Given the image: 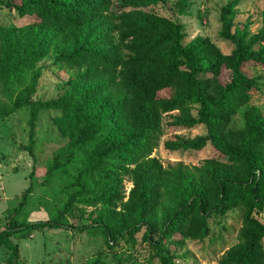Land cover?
Instances as JSON below:
<instances>
[{
  "label": "trees",
  "instance_id": "trees-1",
  "mask_svg": "<svg viewBox=\"0 0 264 264\" xmlns=\"http://www.w3.org/2000/svg\"><path fill=\"white\" fill-rule=\"evenodd\" d=\"M244 1L226 0L219 9L217 36L231 44L227 54L207 37L185 43L179 21L150 11L166 0L4 4L18 18L35 20L20 27L0 25V90L6 99L0 119L26 109L22 150L33 158L38 114L56 113L52 123L64 142L48 161L42 184L67 180L70 190L45 220L24 216L30 185L4 211V264H18L12 238L26 240L31 232L52 229L101 237L113 264H135L130 247L141 231L146 263L179 264L185 255L176 251L207 238L210 224L236 207L241 212L235 243L215 264H264V222L254 216L264 209V109L249 104L263 77L243 71L250 63L264 73V12L259 29L250 33L248 18L235 21ZM190 4L175 0L173 10L184 16ZM48 56L69 74L56 97L33 100L38 64ZM164 91L167 96L158 97ZM237 112L241 127L229 128ZM200 125L203 135L173 136L163 148L197 152L210 145L219 157L197 166L163 167L151 156L163 128ZM124 181L130 184L126 195ZM83 217L86 222H69ZM85 264L103 262L98 254Z\"/></svg>",
  "mask_w": 264,
  "mask_h": 264
},
{
  "label": "rangeland",
  "instance_id": "rangeland-1",
  "mask_svg": "<svg viewBox=\"0 0 264 264\" xmlns=\"http://www.w3.org/2000/svg\"><path fill=\"white\" fill-rule=\"evenodd\" d=\"M8 1L18 0H0V25L20 27L35 20L34 18H18L4 7ZM174 1L166 0L165 3H158L151 7L150 11L171 21H179L185 34V43L195 36L207 37L223 54L229 53L231 44L221 41L217 36L219 9L226 0H191L184 16H178L173 10ZM262 12H264V0H246L237 6L235 21L241 22L248 18L251 21L249 31L254 33L260 27ZM38 65L41 67V75L37 80L36 93L32 99L42 101L52 99L60 92L59 88L69 73L60 70L52 63L49 56ZM243 71L249 75H262L263 78L259 81L260 91L252 92L249 104L264 109V73L250 63L244 65ZM167 94V91L160 92L158 97H164ZM5 102L6 99L0 90V103ZM174 113L172 111V114ZM54 115L56 113L52 111H43L38 114L34 131L33 158L22 150L27 144L26 109H19L8 117L0 119V228L3 225L4 211L16 205L21 192L28 185H30L28 201L23 208L24 216L28 221L52 217L70 191L66 187L67 180L42 184L48 161L64 142V139L55 132L52 123ZM165 121H167L166 116L162 118V123ZM240 127L241 118L237 112L232 117L229 128ZM203 134L204 128L201 125L193 129L163 128L162 136L151 156L158 159L163 167L176 163L197 166L203 159L219 157L210 145H206L197 152H170L162 146L165 140H172L173 136L185 140ZM30 172L32 174L29 177ZM123 185L125 194L130 184L124 181ZM240 212V207L231 210L219 219L218 224L214 222L210 224V235L207 238L202 241L188 242L183 249L176 251V255H185V259L178 263L215 264L221 253L235 243ZM254 216L260 222H264V209ZM69 222L79 224L86 222V219L85 217L69 218ZM140 233L141 231L135 235L130 253L135 264H148L146 248L139 242ZM11 241L18 246V264H85L88 259L98 254L103 264H113L111 254L104 248L101 237H89L84 233L52 229L31 232L26 240L12 238ZM262 246L264 248V238ZM121 254L122 252H119L117 256ZM6 257L7 251L0 248V264L5 263ZM125 257L126 255L121 256V259Z\"/></svg>",
  "mask_w": 264,
  "mask_h": 264
},
{
  "label": "built area",
  "instance_id": "built-area-1",
  "mask_svg": "<svg viewBox=\"0 0 264 264\" xmlns=\"http://www.w3.org/2000/svg\"><path fill=\"white\" fill-rule=\"evenodd\" d=\"M128 190V189H127ZM127 192V191H126Z\"/></svg>",
  "mask_w": 264,
  "mask_h": 264
}]
</instances>
